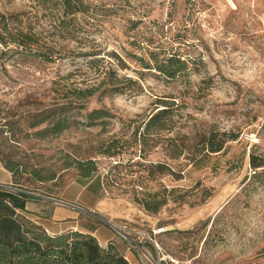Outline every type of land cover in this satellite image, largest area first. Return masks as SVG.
<instances>
[{
    "label": "rangeland",
    "instance_id": "obj_1",
    "mask_svg": "<svg viewBox=\"0 0 264 264\" xmlns=\"http://www.w3.org/2000/svg\"><path fill=\"white\" fill-rule=\"evenodd\" d=\"M85 3L86 13L65 15L55 0H0L11 28L35 33L56 51L47 62L11 41L0 53V159L44 177L24 173L20 189L75 199L134 228L125 239L75 208L77 219L67 223L82 232L107 227L113 238L103 246L115 244L129 264H155L141 249L158 260L150 238L168 264H264V170L254 175L249 162L264 156V0ZM168 56L186 63L175 77L144 68ZM59 120L64 129L40 133ZM209 137L227 142L205 154ZM89 159L97 170L83 178L75 165ZM128 160L137 172L112 181L110 166L127 169ZM6 178L0 166V182ZM135 178L141 186L127 185ZM150 198L164 202L158 211L141 205Z\"/></svg>",
    "mask_w": 264,
    "mask_h": 264
},
{
    "label": "trees",
    "instance_id": "obj_2",
    "mask_svg": "<svg viewBox=\"0 0 264 264\" xmlns=\"http://www.w3.org/2000/svg\"><path fill=\"white\" fill-rule=\"evenodd\" d=\"M65 15H74L77 13H86L88 11L85 0H55ZM4 24L0 27V53H3L9 47L8 42H15L17 46L27 47L29 51L44 61L51 62L53 60V52L51 47L41 42L39 37L33 32L24 31L22 28H11L6 21L4 13L0 12V23ZM154 56V55H152ZM155 58V57H153ZM144 68H155L167 77L173 78L178 72L185 69L186 63L180 58L174 56L164 57L154 67L144 63ZM114 80H118L116 77ZM113 90H118L113 87ZM82 95H92V90H84L80 92ZM99 110L92 111L89 116L97 118ZM164 113V109L158 110L152 114L144 123L143 131L140 137H145L159 121ZM43 123L40 121L35 125ZM62 120L57 121L51 128L42 130L40 133L48 131L58 132L65 128ZM34 126V125H32ZM158 129L162 125L157 126ZM227 139H221L217 142L213 137H209L202 147L205 154L217 153L221 151ZM112 145H109L105 151ZM109 156H112L111 154ZM2 166L11 173L13 185L22 186V175L28 173L39 182L44 181V177L37 169H27L21 163L11 159L1 157ZM250 167L255 171L254 175L259 174L257 170H264V156L252 154L250 156ZM128 167L124 169L121 163L110 166L108 174L112 181L124 182L128 175H134L137 170L131 167L136 163L128 160ZM162 165V164H158ZM78 168L79 175L83 178H89L95 174L97 165L95 161L89 159L86 161H78L75 165ZM160 167V166H158ZM102 186L105 183L102 180ZM142 183L136 178L127 182L133 188L141 186ZM106 189V188H105ZM24 192H17L10 189L0 187V264H129L128 259L119 250L115 244L103 246L100 244L95 235L89 232L79 230H68L58 234H51L45 228L33 221L25 215L26 202L30 198ZM146 211L156 212L159 207L164 204L163 201H157L154 198L140 201Z\"/></svg>",
    "mask_w": 264,
    "mask_h": 264
},
{
    "label": "crops",
    "instance_id": "obj_3",
    "mask_svg": "<svg viewBox=\"0 0 264 264\" xmlns=\"http://www.w3.org/2000/svg\"><path fill=\"white\" fill-rule=\"evenodd\" d=\"M0 166L3 170L7 171L2 166L1 162H0ZM7 173H8V178L4 179L3 180L4 182H0V185H5V186L13 185V179L11 173L9 171H7ZM33 196L41 197L37 195H33ZM30 198L32 199V202ZM30 198L26 202V209L24 213L27 217L37 222L38 224L42 225L47 232L51 234H58L68 230H78L77 226L67 224L69 219H73V220L77 219V215L75 214H78V212L74 210L75 207H72L70 205H66L69 206L68 208L59 205L54 206L53 203L46 204L44 201H41L38 198H34V197H30ZM56 199L79 206L78 203H76L75 199H71L67 197H62V198L56 197ZM30 203H32L31 208L29 206ZM106 228L107 227L92 228L88 230V232L95 235L101 245H106L113 238L111 236V233H109V231ZM120 251L128 259L126 252H123V250Z\"/></svg>",
    "mask_w": 264,
    "mask_h": 264
},
{
    "label": "built area",
    "instance_id": "obj_4",
    "mask_svg": "<svg viewBox=\"0 0 264 264\" xmlns=\"http://www.w3.org/2000/svg\"><path fill=\"white\" fill-rule=\"evenodd\" d=\"M4 188L10 189V190H13V191H17V192H24V193H26L22 189H20L18 187H14L12 185L11 186H8V187H4ZM111 224L113 225L111 227L113 229H115L118 233H120L122 236H124L125 239L132 240L131 237H130V235L132 233H136L137 232L134 228H131V227L127 226V225L117 226L116 224H113V223H111ZM160 231L161 230L155 231L154 234H157ZM150 243L153 245V248H154V251L156 253V257H157L158 260L157 261L154 260V258L152 257V254L150 253V251H148L144 247H141L144 257L147 260L152 259L155 264H160L162 261H164L166 264H168L167 255H165V253L163 252L162 248L152 238H150Z\"/></svg>",
    "mask_w": 264,
    "mask_h": 264
},
{
    "label": "water",
    "instance_id": "obj_5",
    "mask_svg": "<svg viewBox=\"0 0 264 264\" xmlns=\"http://www.w3.org/2000/svg\"><path fill=\"white\" fill-rule=\"evenodd\" d=\"M0 187H3V188H4V187H8V186L0 185ZM26 194L41 196V195H39V194H35V193H31V192H26ZM41 197H45V196H41ZM45 198H47V199H49V200H52V201H55V202H57V203H61V204H64V205H70V206H72V207H75V208H77V209H79V210H82V211H84V212H86V213H88V214H90V215H92V216H94V217L100 219L101 221L106 222L109 226H113V225L110 223V221H108V220H106V219H104V218L98 216L97 214H95V213H93V212H91V211L85 210V209H83V208H81V207H79V206H76V205H73V204H70V203L64 202V201H62V200L56 199V198H52V197H45Z\"/></svg>",
    "mask_w": 264,
    "mask_h": 264
},
{
    "label": "bare ground",
    "instance_id": "obj_6",
    "mask_svg": "<svg viewBox=\"0 0 264 264\" xmlns=\"http://www.w3.org/2000/svg\"><path fill=\"white\" fill-rule=\"evenodd\" d=\"M217 205V204H216ZM189 219V218H188ZM192 222V221H191ZM185 224V223H184ZM189 225V224H188Z\"/></svg>",
    "mask_w": 264,
    "mask_h": 264
}]
</instances>
